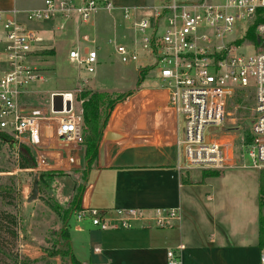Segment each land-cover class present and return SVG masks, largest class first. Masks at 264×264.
Segmentation results:
<instances>
[{"label": "built area", "instance_id": "built-area-1", "mask_svg": "<svg viewBox=\"0 0 264 264\" xmlns=\"http://www.w3.org/2000/svg\"><path fill=\"white\" fill-rule=\"evenodd\" d=\"M137 9L151 10V14L136 18ZM259 9H264V0H155L145 7L117 6L112 0H43L36 8L0 10L7 40L0 47V130L13 138L14 146H32L38 154V168L51 169L62 160L55 161L46 153L51 146L45 139L51 135L65 152L83 148L82 99L77 108L73 100L77 102V90L89 85L88 75L80 78L75 93L52 91L47 98L48 112L20 104L22 94L40 77L29 58L44 37L31 22L52 23L61 30L68 22L87 24L101 11L111 15L119 10L125 20L133 19L130 26L134 37L128 43L116 44L115 50L122 61L138 59L139 43L155 55L167 105L183 119L177 146L182 150L185 167L260 170L264 168V12L263 19L255 25L254 38L247 37ZM76 35L68 58L87 72H94L98 63L96 38L85 31ZM243 44L255 51L236 52ZM54 92L62 94V108L58 111L53 110ZM248 97H254L249 115L238 118L242 116L238 113L248 107ZM212 127L216 128L211 130ZM66 154L65 163L72 164L74 157ZM244 157L247 163L242 161ZM116 214L109 217L94 208L74 211L77 221L88 219L99 229L130 228L135 220H148L143 210L136 208L117 209ZM179 219L178 207H156L150 222L164 227ZM259 261L264 264L263 251ZM166 262L181 264L180 254L168 249Z\"/></svg>", "mask_w": 264, "mask_h": 264}, {"label": "crops", "instance_id": "crops-1", "mask_svg": "<svg viewBox=\"0 0 264 264\" xmlns=\"http://www.w3.org/2000/svg\"><path fill=\"white\" fill-rule=\"evenodd\" d=\"M42 3L43 0H0V10L36 8ZM87 24L94 25V21ZM44 25L51 27L47 22ZM68 27L73 32L71 22ZM85 32L94 37L96 29ZM100 39L95 42L98 62L100 50L109 49V30ZM45 47L55 49L53 41ZM143 90L147 91V102L140 118L142 125L126 134L110 127L111 122L120 120L124 106L117 103L111 113L104 134L110 130L122 137L105 141L104 163L100 164L97 156L87 170L80 208H94L109 217H116L117 209L136 208L143 210L149 221L135 220L130 228L99 229L88 219L77 221L75 217L72 229L68 221L66 226L75 258L81 264H167L166 251L173 249L180 254L181 264H260V218L250 205L236 202L233 191H217L212 182L213 178L223 179L234 168L215 170L218 174L211 175L185 167L182 150L177 146L182 126L167 105L165 90L157 84H144L130 95H142ZM82 152L81 147L69 152L60 147L46 151L55 161L62 159L52 169L66 172L68 168H80L82 163L84 167ZM66 153L74 157L72 164L65 163ZM60 193L64 195L61 201L66 203L76 191H50V197L59 205L63 204L58 199ZM156 207H178L180 219L157 227L150 222ZM70 216H75L74 211ZM178 245L183 248L178 249Z\"/></svg>", "mask_w": 264, "mask_h": 264}, {"label": "rangeland", "instance_id": "rangeland-1", "mask_svg": "<svg viewBox=\"0 0 264 264\" xmlns=\"http://www.w3.org/2000/svg\"><path fill=\"white\" fill-rule=\"evenodd\" d=\"M41 1V0H38ZM117 6L129 7H145L155 3V0H112ZM151 10L137 9L136 18L140 16H149ZM94 25L90 24H73V32L68 27L70 22L64 29H56L52 23L51 27L39 22H31V25H37L39 34L44 37L39 46V51L33 54L29 59L38 69L37 72L40 77L34 80V87L20 98V104L24 108H43L46 112L49 109L47 98L52 91H72L75 93V88L79 86L80 78L84 75L91 77L90 88L106 91L110 97H115L118 93L128 92L133 90L135 93L141 85H160V80L157 71V64L155 63V55L149 51L148 48H143L139 43L136 45L138 59L136 61L127 60L122 61L115 50L116 44L128 43L134 37V30L130 26L132 20H125L121 11H113L111 15L104 11L99 12L93 18ZM55 25V24H54ZM235 28L238 29V23H234ZM49 28V29H48ZM96 29L97 42L101 41L100 37L109 34L112 37L111 43L108 45V50L104 48L100 50L101 59L96 65L94 72H87L83 67H80L76 62L69 60L68 49L75 41L77 32L85 30L91 31ZM68 31V32H66ZM235 34V32L233 33ZM232 36V35H230ZM244 39L247 40L246 37ZM49 41H53L55 45V52L52 54L43 53L42 49L51 48L45 47ZM7 42L5 31L0 22V46H4ZM91 44V43H89ZM92 45V44H91ZM255 49L249 44H243L236 49L238 53H252ZM152 65V67L144 75L143 80L139 85L136 80L139 76V71L145 65ZM88 88L87 86L82 87ZM81 89L77 90L78 93ZM146 90H143L142 95H128L124 99L115 104L110 112H113L115 106H124L123 113L119 121L110 124V127L116 128L128 134L139 125H142L140 118L145 114L147 97ZM252 94V92H251ZM254 96V94H252ZM80 99L77 102L74 99V107H78ZM254 97L246 102L248 106L244 112L238 113L240 117H247L249 115V106L253 104ZM248 103V104H247ZM237 114V115H238ZM108 118V119H109ZM108 123V121H107ZM179 123L183 127V119L179 117ZM107 125V124H106ZM85 127V126H84ZM106 128V127H105ZM85 129V128H84ZM84 129L82 131V145L84 142ZM232 134H237V131H230ZM104 135V134H103ZM47 142L50 144V150H53L58 145L57 139L54 135L49 136ZM103 141V137L101 142ZM100 142V144H101ZM20 143H18L19 145ZM26 144V143H25ZM30 146V145H29ZM36 154L34 148L30 146ZM17 147L16 150H18ZM49 150V149H48ZM49 150V151H50ZM18 155L16 151L8 147L7 144H0V191H12L15 197L14 205H8L0 200V211H15L19 218L17 237H13L5 228L7 223L2 222V229H0V264H70L69 258L62 254L55 252L60 249L65 251L66 247L63 239L60 237V230L64 225V217L70 212L76 211L72 206V200L62 202L61 198L64 196L60 193L58 199L63 204H58L54 197H50V191H80L83 187L84 167L71 170H53L38 168L37 162L32 169H19L17 165ZM248 162L247 157L242 159ZM203 171L214 170L211 168H198ZM264 169V168H262ZM217 170V169H215ZM261 170V169H260ZM39 171H50L46 174L47 183H42L38 186V194L35 199L26 202L29 197L32 183L35 174ZM212 182L217 188V191H233V199H238L236 202H244L250 205L255 213V216L264 220V204L260 205L259 201V170L250 168H234L226 172L223 179L213 178ZM237 192V193H236ZM26 195V198L24 197ZM75 196V195H74ZM65 201V200H64ZM72 208V209H71ZM238 214V213H234ZM247 214H250L248 212ZM75 216H70L68 223L74 224ZM252 221V220H251ZM245 224V222H243ZM247 225V224H246ZM5 227V228H4ZM249 231L251 228L249 226ZM264 252V250H263ZM53 253V255H50ZM38 259L37 261H31ZM30 260V261H29Z\"/></svg>", "mask_w": 264, "mask_h": 264}, {"label": "trees", "instance_id": "trees-1", "mask_svg": "<svg viewBox=\"0 0 264 264\" xmlns=\"http://www.w3.org/2000/svg\"><path fill=\"white\" fill-rule=\"evenodd\" d=\"M264 9L257 10V18L251 22L247 31V37L252 39L254 38V28L258 21L263 19L261 13L263 15ZM42 49L45 54H52L55 52L53 47ZM152 67V65H145L139 71V76L136 80V84L139 85L144 78V75L147 71ZM81 89L78 93L76 92V99H82V122L85 126L84 129V142H83V152L82 159L84 162V177H86L87 170H89L92 164L96 161L98 156V148L100 142L102 140L104 129L106 127L109 115L114 105L120 102V100L124 99L125 96L130 95L133 90L128 92L118 93L115 97H110L109 93L106 91L96 90L90 88ZM13 138L4 131L0 130V144L5 143L12 150L17 149V167L20 169H32V167L36 164V156L34 151L28 144L20 143L14 146L12 144ZM38 173V186L42 183H47L46 174L50 173V171H39ZM207 174L215 175L218 174L215 170H210L206 172ZM82 190V186L80 187V191L75 194L72 199L73 208H80V192ZM0 200L8 205H14L15 197L12 191H0ZM259 201L260 205L264 204V169L259 170ZM72 209V208H71ZM69 214L64 217V225L60 230V237L63 239V243L66 247L65 251H61L58 249L55 253L62 254L63 256H67L69 258L70 264H81L74 256L71 250V243L69 239V233L67 231V221L69 218ZM5 220L7 226L5 230L10 233L13 237H17V228L19 223V218L17 216V212L9 210L0 211V229H2V222ZM258 229V238L257 245L260 250H264V220L260 217ZM50 255H53L51 253ZM38 259H33L31 261H37ZM30 261V260H29Z\"/></svg>", "mask_w": 264, "mask_h": 264}, {"label": "water", "instance_id": "water-1", "mask_svg": "<svg viewBox=\"0 0 264 264\" xmlns=\"http://www.w3.org/2000/svg\"><path fill=\"white\" fill-rule=\"evenodd\" d=\"M66 109H69V99L67 97V102H66ZM52 105H53V110L58 111L61 110L62 108V94L59 92H54L52 94ZM216 127H212L211 130H214ZM223 130H226L225 127H223ZM122 135L120 133L114 132V131H106L104 136H103V141L99 145L98 148V158H99V163L103 164L104 163V154H105V141L108 140H115L118 138H121ZM38 174H35L34 180L32 183V189L30 192L29 197L27 198L28 201L35 199L38 194Z\"/></svg>", "mask_w": 264, "mask_h": 264}]
</instances>
